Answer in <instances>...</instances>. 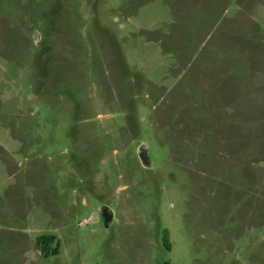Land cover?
Here are the masks:
<instances>
[{
    "label": "rangeland",
    "instance_id": "1",
    "mask_svg": "<svg viewBox=\"0 0 264 264\" xmlns=\"http://www.w3.org/2000/svg\"><path fill=\"white\" fill-rule=\"evenodd\" d=\"M165 262L264 264V0H0V264Z\"/></svg>",
    "mask_w": 264,
    "mask_h": 264
},
{
    "label": "trees",
    "instance_id": "2",
    "mask_svg": "<svg viewBox=\"0 0 264 264\" xmlns=\"http://www.w3.org/2000/svg\"><path fill=\"white\" fill-rule=\"evenodd\" d=\"M56 236L53 234H43L37 238V246L41 249L44 257H48L53 254H57L59 251V242L56 246H52L55 241ZM163 244L167 249L171 248V243L169 239V233L166 229L163 230ZM164 264H170L165 262Z\"/></svg>",
    "mask_w": 264,
    "mask_h": 264
},
{
    "label": "water",
    "instance_id": "3",
    "mask_svg": "<svg viewBox=\"0 0 264 264\" xmlns=\"http://www.w3.org/2000/svg\"><path fill=\"white\" fill-rule=\"evenodd\" d=\"M139 157L142 161V163L147 166L151 167L153 166V163L151 161V155L147 148V143H143L138 151ZM102 219L104 223L108 226L110 221L113 219V212L110 210L109 207L105 206L102 209Z\"/></svg>",
    "mask_w": 264,
    "mask_h": 264
}]
</instances>
